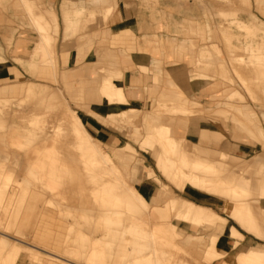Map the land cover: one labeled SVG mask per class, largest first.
<instances>
[{"label": "rangeland", "instance_id": "rangeland-1", "mask_svg": "<svg viewBox=\"0 0 264 264\" xmlns=\"http://www.w3.org/2000/svg\"><path fill=\"white\" fill-rule=\"evenodd\" d=\"M94 1L80 0L75 4L66 1L61 9L64 29L66 20L63 12L70 4L81 5ZM99 1L100 4L78 15L83 16L79 26H75L68 34L64 30L65 39L92 28L99 14L107 18L110 8H98L105 3V0ZM222 1L229 2V7H221L215 15L219 21L220 45L203 44L198 49L196 67L188 74L181 75L183 81L220 78L241 87L253 102L264 104L263 93L247 87L242 81L244 72H238L236 63H233L234 57L247 56V51L242 47L244 42L250 40L255 43L264 39V20L260 17H264V0ZM10 2L0 0V6L6 10ZM16 2L21 5L17 8L20 17L29 18L30 23L26 26L37 39L27 58H13L24 67L25 76L7 82L9 86L5 89L9 92L0 93V159L4 161L0 162V264H54V260H58L55 254L63 257L60 262L68 264H146V259L149 260L148 264H264V255L251 258L249 248L228 255L230 249L236 248L245 239L242 229L264 238L262 212H255L258 216L253 223H246V217L236 212L251 202L255 207L264 209V195L254 189L264 180V160L257 155L233 166L228 153L219 152L217 158L221 162L217 161L212 170L194 168L195 158L200 154L209 155V150L214 149L207 151L206 147L197 145L200 151L194 150L195 144L179 132L178 122L163 119L164 115L190 116L200 112L195 108L196 102L185 97L177 99L184 103L166 104L158 101L150 112L144 113L134 107L117 112L116 119L122 125L118 128L124 131L126 141L133 149L127 151L121 148L125 156L121 151H111L109 146L95 137L94 146L85 148L71 143L74 136L67 131L62 134L57 128L44 131L56 111H53L52 105L42 104V90L47 91L45 98L56 93L55 90H60L57 93L62 92L69 107L79 112L76 107L85 105L80 101L83 100V90L75 91L76 74L79 71L64 73V88L60 86L53 34L57 33V23L55 17L52 20L51 9L40 6L38 0ZM252 4L256 12L250 10ZM22 34V31L18 32V36ZM112 39L125 45L133 41V35L124 31L113 35ZM6 41L11 44L13 37H6ZM51 50L53 52L49 54ZM12 53L15 54L14 47ZM4 63L6 61L0 53V64ZM142 69L147 71L145 67ZM252 69L250 66L247 69L249 72L244 73L248 75L247 79L255 77L264 84V77L256 76ZM102 73L109 79L120 76V72H111L113 76L105 70ZM42 85H48L53 90L41 88ZM117 88L108 90L109 103L125 104L127 101L123 89ZM100 98L104 97L97 96V99ZM229 99L245 100L239 89ZM159 105L166 109L174 107L177 111L162 110ZM184 108H188V111H183ZM142 116L152 128H145L139 122ZM111 119L115 121L111 117L106 118V121L111 124ZM161 121L165 125V144L171 141L175 146L173 151L162 152L166 154L164 158L160 154L155 157L152 151L161 137ZM250 121L253 123L255 119ZM53 125L57 126V123L53 122ZM136 129L139 138L136 136L138 134L135 135ZM147 134L150 135L144 140ZM216 138L220 140L223 135L220 133ZM77 141L80 144L79 138ZM138 149L151 155L153 159L148 164H151L161 180L160 186L155 185L157 189L151 199L136 185L141 181L146 182L145 186L152 185V179H148L151 174L142 167L145 162ZM19 153L23 156L21 169L9 162L11 154ZM221 154L227 156L223 159ZM159 172L186 194L198 193L220 198L223 203L219 208L225 216L209 206L177 200L172 188L162 181ZM193 177L197 179L195 183ZM239 182L253 191H245ZM174 192L178 193L175 189ZM156 205L164 207V210L158 209L159 215L166 212L163 218L174 223L171 228L161 227L149 232L147 224L141 221ZM228 217L235 220L239 227L229 224ZM163 218L155 222L164 223ZM217 227L223 228V235L232 240L228 249L218 247L221 237L213 234ZM231 228L241 234L236 235L231 232ZM185 237H188V243L183 246L178 243V239ZM35 258L41 259L36 261Z\"/></svg>", "mask_w": 264, "mask_h": 264}, {"label": "crops", "instance_id": "crops-1", "mask_svg": "<svg viewBox=\"0 0 264 264\" xmlns=\"http://www.w3.org/2000/svg\"><path fill=\"white\" fill-rule=\"evenodd\" d=\"M66 1L74 4L80 2V0H38V3L44 8L51 9L52 20L55 17L57 23V33L53 32V34L55 35L57 78L60 86L64 88L62 85L64 73L79 71L76 74L78 79L75 80L77 84L75 91L83 89V100L80 101L85 105L77 106L76 110L83 115L88 129L101 143L107 146H120L127 143L124 131L118 128V126L122 127L120 121L111 120L110 124L106 121V118H109L108 115L128 107L137 108L144 113L150 112L158 101L185 97L195 101V108L200 112L190 116L164 115L163 119L165 121L173 119L178 122L179 132L189 142L214 149L218 153H228L233 166L257 155L264 160V104L253 102L235 83L225 82L220 78L185 82L181 76L183 73L188 74L196 67L198 49L203 44L220 45L219 21L215 15L221 7H229V2L222 0H105V3L98 8H110L106 19L99 14L92 28H86L75 36L65 39L64 30L68 34L67 32L79 26L83 19V16L78 15L100 4L99 0L89 4H70L63 12L66 20L64 29L61 9ZM20 6L16 0H11L6 10L0 6V53L6 61L0 64V93L4 94L9 92L5 89L9 86L6 85L7 82L26 74L24 67L16 63L13 58L15 56L27 58L37 39L34 32L26 26L30 23L29 18L20 17L17 11ZM250 10L256 12L253 4ZM260 17L264 20V17ZM21 31L23 34L18 36V32ZM124 31L133 35V41L121 45L112 39L113 35ZM10 36L13 37L11 44L6 41V37ZM17 37H20V40H17ZM142 67H145L147 71ZM103 69L111 75L113 71L120 72V76L114 79V83L123 89L127 101L125 104L109 103L104 98L97 99V96L101 97L98 89L95 87L90 89L87 86V81L101 76ZM44 87L52 89L48 85L41 86V88ZM237 89L244 95L245 100L242 102L229 99ZM55 91L60 92V90ZM30 94L33 95V93ZM36 95L38 96L37 93ZM250 119L255 121L251 123ZM139 122L145 128H152L151 125L146 124L144 116ZM204 132H208L207 139H203ZM220 133L223 138L217 140L216 137ZM135 135L139 138L137 129ZM149 135L147 134L144 140ZM140 155L145 164L151 165L148 164L152 158L151 155L141 150ZM10 157L9 162L13 165L17 164L21 169L23 156L19 153L11 154ZM0 162L4 161L0 159ZM160 177L172 188L177 200L209 206L218 214L222 213L219 206L223 202L220 198L198 193L186 194L179 191L164 177L165 180L161 173ZM145 184L146 182L141 181L136 185L142 188L148 199H151L157 187L155 185L148 187ZM174 189L178 193H175ZM158 209L164 210V207L156 205L151 208L141 221L147 224L149 232L161 227L171 228L174 223V221L167 222L163 218L166 212L161 213V216ZM220 215L225 216L224 213ZM161 217L164 223L155 222ZM227 220L229 224L239 227L232 218L228 217ZM242 230L245 239L236 248L230 249L228 255L250 246L258 244L264 246V238ZM224 233V229L219 227L213 231L214 235L221 237L218 247L223 250L228 249L232 244V240L223 235ZM178 241L185 246L188 243V237Z\"/></svg>", "mask_w": 264, "mask_h": 264}, {"label": "bare ground", "instance_id": "bare-ground-1", "mask_svg": "<svg viewBox=\"0 0 264 264\" xmlns=\"http://www.w3.org/2000/svg\"><path fill=\"white\" fill-rule=\"evenodd\" d=\"M91 14H93V12H91ZM245 37H246V35H245ZM248 41L249 42H247V43L244 42V44L242 45L244 50L247 51L246 52L247 56L245 58L242 57L241 55H240L241 57H239V58L234 57L233 63H236L237 68H238V72H244V73L246 72L247 73V72H249L247 70L248 67L252 66L253 67L252 70L256 76H258L260 78L264 77V39L257 41L255 43H251L252 41H250V40H248ZM51 49L53 50V48H51ZM52 50L49 54H52V52H53ZM52 59L54 60V58H52ZM50 61H51V59H50ZM244 73L242 76V81L246 84V86L253 88V89H256L258 92H261L264 95V84H262L261 81L256 79L254 76H251L254 78L247 79L248 75L247 74L244 75ZM114 79H115V76H113L112 79H109V78H107V76L105 74H102L101 76H99L96 79L87 81V86L90 89L93 87L98 89V93L100 94V96L104 97V98L108 97V99H106V100L109 102V101H111V99H110V96H109L110 93H108V90L112 87L117 88V85L114 83ZM117 90H120V89L117 88ZM42 93L40 94L41 95L40 99H41L42 104L52 105L53 111H56V113H53V114H55V116L51 115V118L53 120L50 121L51 123L49 122L48 125H46V127H45L46 129L44 131L47 132L48 128H52L53 130H55V128H57L58 130H60V134L67 131L68 133H71L72 136H74V138H72L71 143L73 142L74 145H80V147L82 146L85 148H92V146H94L93 145L94 144L93 143L94 135L88 129V127L85 123V118L83 117V115L79 112L73 111L69 107V105L67 104V102L65 101V99L62 95V92H61V94L57 93V92L51 93L49 95V97H46V98L44 96L47 94V91L42 90ZM177 99L178 98H174V99H171L168 101H162V102L166 103V104L184 103V101H179ZM159 109L164 110V109H166V107L159 105ZM167 109H170L173 112L177 111V109L174 107H169ZM182 110L188 111V108H184ZM57 114H58V116H57ZM115 114L116 113L110 114V115H108V117L114 118L116 120L117 115H115ZM53 122L57 123V126L53 125ZM164 130H165V125H164V122L161 121V123H160V136L161 137H159V139L156 141V143L154 144V149L152 150L153 153L155 154L154 155L155 157H157V155L160 154L159 156L161 158H164L166 155L165 152H164V155L162 153L164 150L170 152V151H173L175 149V146L172 144L171 141H168L167 144H165V140L163 137ZM206 136H208V132H204L203 139H207ZM77 138L80 139V142H79L80 144H78ZM67 139H69V141L71 140L69 137H67ZM83 143H85L84 146H83ZM109 147H110V150L114 151V152L121 151L120 150L121 148H125L127 151L133 150L132 146H130L128 143H124L120 146H109ZM206 149L208 151V149H210V148H206ZM194 150L200 151V148L197 145H195ZM209 151H211L209 153V155L203 154L204 156H202L200 154V156L195 158V162L193 163L194 168L201 169L202 171H209V170H212L217 165V161L220 160L217 158L219 153L214 151V150H209ZM121 152H122V154H124L123 156H125V153L123 151H121ZM226 156H227V154H223V155L221 154V157H223V159ZM219 162H221V161H219ZM142 167H144L146 170H149L151 177H149L148 179L149 180L152 179L151 184L160 186L161 180L159 179L158 175L153 171L151 166L147 165V164H143ZM214 170L217 171V169H214ZM193 181L195 183L197 181V179L195 177H193ZM147 183H148V181H147ZM239 183H240L241 188H243L245 191L246 190H247V192L249 190L253 191V189H250V187H247L246 184H242L241 182H239ZM254 189L259 191V193L261 195H264V180H262L261 183H259V185L256 186ZM252 204H253V202H251V204H249V205L248 204L245 205V207H241V208H238L236 210V212L240 216H243V218L246 217V219H244L246 221V223L255 222V220L257 219V216H258L257 214H255V212H257V211L262 212L263 214L261 216H264V209L262 210L260 208H257ZM231 232H234L236 235L241 234L238 230L232 229V228H231ZM248 248H249V253H250L251 258L252 257L257 258V257H261L264 255V246H261L260 244H258L256 246H250ZM54 257H55V259H58V260H54V264H68L65 262H60V260L63 259L62 256L55 254ZM35 259L37 261V260H40L41 258L40 259L35 258ZM43 260L45 261V259H43ZM145 263L148 264L149 260L146 259ZM73 264H77V263H73Z\"/></svg>", "mask_w": 264, "mask_h": 264}]
</instances>
